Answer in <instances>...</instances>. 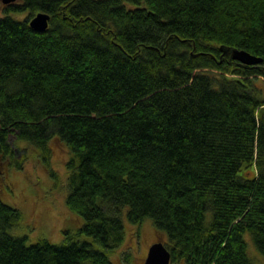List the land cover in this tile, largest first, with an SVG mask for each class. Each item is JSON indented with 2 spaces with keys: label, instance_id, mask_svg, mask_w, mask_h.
<instances>
[{
  "label": "trees",
  "instance_id": "obj_1",
  "mask_svg": "<svg viewBox=\"0 0 264 264\" xmlns=\"http://www.w3.org/2000/svg\"><path fill=\"white\" fill-rule=\"evenodd\" d=\"M1 9L28 15L0 17V163L22 168L11 135L41 148L47 167L46 144L64 141L65 204L84 223L61 243L27 244L10 234L18 209L0 198V264H114L122 208L128 222L149 218L167 235L169 264H252L247 231L264 256V0ZM37 12L50 16L43 32L28 23Z\"/></svg>",
  "mask_w": 264,
  "mask_h": 264
},
{
  "label": "rangeland",
  "instance_id": "obj_2",
  "mask_svg": "<svg viewBox=\"0 0 264 264\" xmlns=\"http://www.w3.org/2000/svg\"><path fill=\"white\" fill-rule=\"evenodd\" d=\"M1 5L3 3L0 0ZM27 15L28 12L24 10L0 11V17L9 16L16 20H23ZM9 142L24 156L22 168L19 169L0 163V198L9 206L16 207L20 217L11 227L10 234L24 236L27 244L40 238H46L54 244L61 243L67 235L65 230L76 234L84 220L65 204L68 194L66 178L69 174L66 162L72 156L68 145L57 137L50 138L46 144L49 151L47 167L42 160L41 148L17 139L14 135L9 137ZM48 168L56 172V175H49ZM125 211L122 208L120 214L124 240L107 255L114 264H143L151 244L156 241L166 243L167 235L158 232L149 218L143 219L140 224L128 222ZM78 238L89 242L97 250H104L90 235L79 234ZM243 239L252 264H264V256L255 248L248 231L244 233ZM129 256L131 259L128 263L126 258Z\"/></svg>",
  "mask_w": 264,
  "mask_h": 264
},
{
  "label": "water",
  "instance_id": "obj_3",
  "mask_svg": "<svg viewBox=\"0 0 264 264\" xmlns=\"http://www.w3.org/2000/svg\"><path fill=\"white\" fill-rule=\"evenodd\" d=\"M14 0H1L3 4H11ZM49 14L44 12H37L34 16L28 21L30 27L33 30L37 31H45V29L49 25ZM223 53L225 55H229L233 60H236L239 63L245 65H254L256 63L261 62V58L249 54L244 49H237L235 47H229L224 49ZM170 263V253L165 246V244L161 241H156L151 244L146 252V257L144 258L143 264H169Z\"/></svg>",
  "mask_w": 264,
  "mask_h": 264
},
{
  "label": "flooded vegetation",
  "instance_id": "obj_4",
  "mask_svg": "<svg viewBox=\"0 0 264 264\" xmlns=\"http://www.w3.org/2000/svg\"><path fill=\"white\" fill-rule=\"evenodd\" d=\"M3 7V5H1L0 9Z\"/></svg>",
  "mask_w": 264,
  "mask_h": 264
}]
</instances>
